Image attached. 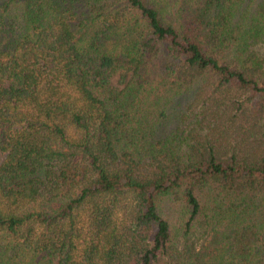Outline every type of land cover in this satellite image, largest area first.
Segmentation results:
<instances>
[{
	"label": "trees",
	"instance_id": "trees-1",
	"mask_svg": "<svg viewBox=\"0 0 264 264\" xmlns=\"http://www.w3.org/2000/svg\"><path fill=\"white\" fill-rule=\"evenodd\" d=\"M0 264H264V0H0Z\"/></svg>",
	"mask_w": 264,
	"mask_h": 264
},
{
	"label": "rangeland",
	"instance_id": "rangeland-1",
	"mask_svg": "<svg viewBox=\"0 0 264 264\" xmlns=\"http://www.w3.org/2000/svg\"><path fill=\"white\" fill-rule=\"evenodd\" d=\"M112 83H113V85H116L117 84V78L115 79V77H114L112 80Z\"/></svg>",
	"mask_w": 264,
	"mask_h": 264
}]
</instances>
